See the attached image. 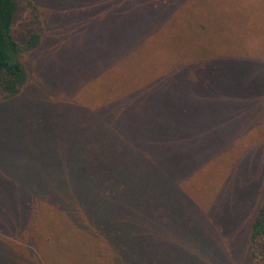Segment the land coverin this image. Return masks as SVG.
<instances>
[{
  "label": "trees",
  "instance_id": "trees-1",
  "mask_svg": "<svg viewBox=\"0 0 264 264\" xmlns=\"http://www.w3.org/2000/svg\"><path fill=\"white\" fill-rule=\"evenodd\" d=\"M36 1L0 0V112L29 102L25 109L7 115V120L0 119V144L13 149L18 158L23 155L19 137L50 125L55 131L52 143L42 152L43 162L33 148L28 154L36 156V162L28 165L30 161L22 159V163L10 165L19 171L0 172V177L23 195L19 202L22 221L31 222L40 206L51 207L80 231L103 241L112 264H179L181 260L186 264H264V206L246 212L228 195L225 202H231L232 208L225 212V204L221 211L217 205L215 223L212 218L202 219L201 223L190 220L196 209L189 207L191 200L183 184L189 164L191 133L187 128H191L192 116L197 122L213 108L216 116H221L213 101L202 105L200 97L202 91L210 95L223 90L225 76L210 74L208 60L195 58L186 72L154 80L158 82L152 86L139 85L140 90L131 96L122 92L112 110L109 102L113 90L105 81L102 90L108 97L102 106L98 102L104 70L97 64L104 68V57L100 63L94 60L89 67H82L72 55H54L56 51L50 45L56 38L44 37L47 25L48 29L53 23L66 26L75 15L78 21H84L98 11L104 13L109 5L111 14L108 21H103L104 26L122 20L126 29L129 22L139 18L151 24L148 34H153L152 39L171 32L177 35L183 33L176 30L183 20H188V31L193 29L191 23L197 22L198 14L189 10L195 0ZM22 6L30 9L29 22L24 31L17 33L14 27ZM65 34L64 30L59 37ZM45 45L51 50L36 61L40 77L35 80L24 58L36 57ZM132 55L122 49L123 58ZM212 69L221 68L214 65ZM212 83L220 86L212 88ZM243 85L248 87L247 82ZM172 92L186 101L179 117L146 116L144 107L133 103H145L152 97L164 101L165 94ZM92 102L91 109H80ZM80 118L86 122L74 127L73 122ZM215 134L220 135L217 126ZM2 136L14 139V144ZM261 151L264 163V137ZM0 234L23 239L1 226ZM11 254L30 260L16 251Z\"/></svg>",
  "mask_w": 264,
  "mask_h": 264
},
{
  "label": "rangeland",
  "instance_id": "rangeland-1",
  "mask_svg": "<svg viewBox=\"0 0 264 264\" xmlns=\"http://www.w3.org/2000/svg\"><path fill=\"white\" fill-rule=\"evenodd\" d=\"M195 2L189 8L198 14L197 22H190L193 29L189 31L194 33L191 35L186 25L188 20L176 26V30L183 33L160 34L155 39H152L151 32L148 34L151 24L143 19L129 22L126 29H123L122 20L115 25L104 26L103 21H108L111 14L109 5L104 13L98 11L84 21H78L79 16L75 15V20L66 26L53 23L48 29L47 25L44 37L51 35L53 39L56 38L53 46L50 45L56 51L54 55H72L82 67H89L94 60L100 63L104 57V68L97 64V68L103 69L105 75L102 77L103 88L98 102L102 106L108 97L104 96L102 90L105 81L113 90L109 102L112 110L122 92L131 96L140 90L139 85L152 86L158 82L154 80L186 72L187 65L195 61V58L208 60L210 74L225 76L223 90L212 91L210 95L201 92L202 105L213 101L221 116H216L214 108L197 122L192 116L191 128H187L191 133L187 147L189 164L186 166L183 183L186 195L193 203L188 199L189 207L196 209L195 216H191L190 220L201 223L202 219L212 218V223H215L218 212L214 208L217 205L220 211L224 204L225 212H230L232 208L231 202H225L228 195L237 201V206L241 204L246 212L264 206V163L261 158L264 137V0ZM38 7L41 14L44 13L45 10L40 5ZM29 10L25 6L21 7L19 20L14 27L17 33L26 29ZM139 12L137 10V14ZM150 22L154 24L153 18ZM64 30L66 34L59 37ZM50 46L42 47L36 57L24 58L30 77L35 80L40 77L37 75L36 61L40 55L46 56L50 52ZM122 49L132 52L130 59L121 56ZM214 65L221 69L213 70ZM245 82L248 87H243L246 86L243 85ZM211 85L212 88L220 86L217 83ZM165 96L167 99L164 101L152 97L145 103H133L138 108L143 106L146 116L149 114L168 119L179 117L186 101L180 100L173 92ZM82 101L90 102V99L82 98ZM28 103L0 112V119L7 120V115L25 109ZM93 105L92 102L80 109L88 110ZM104 107L108 106L104 104ZM84 122L86 120L80 118L72 124L74 127H82ZM215 126L219 136L215 134ZM54 135L55 131L50 125L42 131L19 137L18 143L22 145L23 155L18 158L14 150H8L2 142L4 146L0 144V172L19 171L10 165L20 164L22 159L30 161L28 165L31 161L36 162L37 157L28 154V150L33 148L41 154L39 161L43 162L45 155L42 152L52 143ZM228 136L231 137L229 140L225 138ZM2 138L12 144L15 142L5 136ZM225 139L227 147L223 145ZM0 178V226L23 238L18 241L0 234V264H112L111 253L103 241L80 231L51 207L40 206L31 222L22 221L19 202L23 200V195L4 177ZM30 241L34 245L29 244ZM7 248L10 249L9 253L6 252ZM14 251L30 260L17 259L11 254ZM181 261L179 264H186Z\"/></svg>",
  "mask_w": 264,
  "mask_h": 264
}]
</instances>
